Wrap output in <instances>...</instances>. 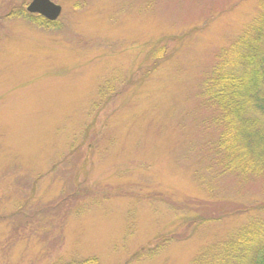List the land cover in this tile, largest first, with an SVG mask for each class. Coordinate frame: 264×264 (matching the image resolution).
Masks as SVG:
<instances>
[{"label":"rangeland","instance_id":"rangeland-1","mask_svg":"<svg viewBox=\"0 0 264 264\" xmlns=\"http://www.w3.org/2000/svg\"><path fill=\"white\" fill-rule=\"evenodd\" d=\"M30 1L0 0V264H193L259 216L197 213L264 199L202 97L264 0H52L53 26Z\"/></svg>","mask_w":264,"mask_h":264},{"label":"trees","instance_id":"trees-1","mask_svg":"<svg viewBox=\"0 0 264 264\" xmlns=\"http://www.w3.org/2000/svg\"><path fill=\"white\" fill-rule=\"evenodd\" d=\"M262 8L261 15L220 51L202 89L204 101L213 109L212 123L220 128L212 144L215 165L220 174L241 179L264 180V3ZM22 12L38 23H57ZM164 55L163 50L157 59ZM199 203L196 209L202 208L203 202ZM250 212L259 216L251 217L229 238L205 247L193 264H264V199L233 203L228 212L216 216L197 214L199 221H217ZM176 236L165 234L161 241L166 245Z\"/></svg>","mask_w":264,"mask_h":264},{"label":"water","instance_id":"water-1","mask_svg":"<svg viewBox=\"0 0 264 264\" xmlns=\"http://www.w3.org/2000/svg\"><path fill=\"white\" fill-rule=\"evenodd\" d=\"M28 13L38 14L49 21H56L62 13V6L52 0H31L26 7Z\"/></svg>","mask_w":264,"mask_h":264}]
</instances>
